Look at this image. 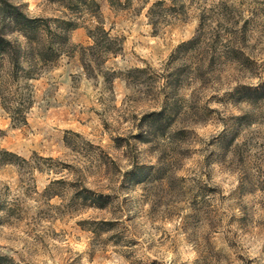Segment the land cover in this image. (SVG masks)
<instances>
[{
  "label": "rangeland",
  "instance_id": "rangeland-1",
  "mask_svg": "<svg viewBox=\"0 0 264 264\" xmlns=\"http://www.w3.org/2000/svg\"><path fill=\"white\" fill-rule=\"evenodd\" d=\"M120 1L97 0L121 41L101 72L80 26L25 123L0 89V147L26 159L0 166V264H264V0H166L153 24Z\"/></svg>",
  "mask_w": 264,
  "mask_h": 264
},
{
  "label": "trees",
  "instance_id": "trees-1",
  "mask_svg": "<svg viewBox=\"0 0 264 264\" xmlns=\"http://www.w3.org/2000/svg\"><path fill=\"white\" fill-rule=\"evenodd\" d=\"M59 7L61 15L54 17L29 16L17 4L0 0V70L1 92L7 95L2 102L13 124L26 122V111L30 106L29 81L53 65L70 43L69 32L83 26L90 44L80 47L82 66L86 72H101L99 69L109 54L121 50V41L104 27V20L97 0H45ZM150 0H143L147 4ZM166 0H153L146 10V16L153 24V18L164 16ZM113 7L120 0H108ZM179 2V3H178ZM183 10L181 1L172 0ZM169 5L167 9H178ZM26 159L15 152L0 147V166L20 165ZM53 183V181H52ZM47 189V188H46ZM86 193L89 190L85 189ZM86 199L87 197L84 196ZM103 195L91 197V204L102 207ZM9 262L11 259L5 257Z\"/></svg>",
  "mask_w": 264,
  "mask_h": 264
}]
</instances>
